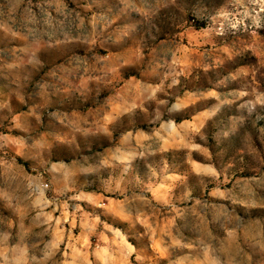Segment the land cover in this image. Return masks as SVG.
<instances>
[{"label": "rangeland", "instance_id": "obj_1", "mask_svg": "<svg viewBox=\"0 0 264 264\" xmlns=\"http://www.w3.org/2000/svg\"><path fill=\"white\" fill-rule=\"evenodd\" d=\"M0 264H264V0H0Z\"/></svg>", "mask_w": 264, "mask_h": 264}]
</instances>
